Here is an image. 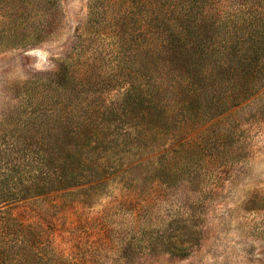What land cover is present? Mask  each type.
<instances>
[{
  "label": "rangeland",
  "instance_id": "obj_1",
  "mask_svg": "<svg viewBox=\"0 0 264 264\" xmlns=\"http://www.w3.org/2000/svg\"><path fill=\"white\" fill-rule=\"evenodd\" d=\"M91 1L0 0V264H264V0Z\"/></svg>",
  "mask_w": 264,
  "mask_h": 264
},
{
  "label": "trees",
  "instance_id": "obj_2",
  "mask_svg": "<svg viewBox=\"0 0 264 264\" xmlns=\"http://www.w3.org/2000/svg\"><path fill=\"white\" fill-rule=\"evenodd\" d=\"M158 0H107L108 6H113L115 9H117V6H119V10L127 9L128 7L131 8V6L134 7V5L142 4L144 6L152 7L151 12L156 13L155 19H162L163 14H161L162 8L165 7L163 1L157 4ZM208 1L210 0H182L180 4V18L182 20L181 24L179 25L178 34L181 36L183 40V44L185 46H191L197 48V52L201 55L200 58H207L208 54H212L210 52L212 44L208 43L203 37H201L204 28L208 26H217V27H223L227 25L228 20L223 19L222 15L218 12V9L215 10L214 7L211 6V3ZM102 2H105V0H92L90 2V22H97L96 16L97 13L95 12L97 10L98 4ZM51 6L56 5L54 2L51 3ZM94 17V19H93ZM123 22V20L121 19ZM230 23V20H229ZM228 23V24H229ZM121 22H119V19L116 21L114 25V29L118 31V28H120ZM123 26V25H122ZM121 26V27H122ZM233 29L236 30V34H240L241 26H231ZM230 29V26L229 28ZM121 29L118 31L120 32ZM122 32V31H121ZM127 34V32H125ZM80 36V35H79ZM79 36L77 38H79ZM121 36V35H120ZM241 37L240 35L237 36V38ZM81 38V37H80ZM122 41V39L120 38ZM190 47V48H191ZM186 48V47H184ZM218 53H221L218 51ZM206 56V57H205ZM223 58L220 57L219 59ZM201 60L204 61V60ZM225 61V59H224ZM221 66H225V64H220ZM201 72L205 71L203 68H200ZM219 79H221V72L218 71Z\"/></svg>",
  "mask_w": 264,
  "mask_h": 264
}]
</instances>
